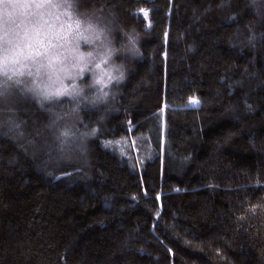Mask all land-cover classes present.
<instances>
[{
	"label": "trees",
	"instance_id": "obj_1",
	"mask_svg": "<svg viewBox=\"0 0 264 264\" xmlns=\"http://www.w3.org/2000/svg\"><path fill=\"white\" fill-rule=\"evenodd\" d=\"M85 3L135 25L143 59L79 151L0 105V264H264V3ZM139 136V171L104 147Z\"/></svg>",
	"mask_w": 264,
	"mask_h": 264
},
{
	"label": "clouds",
	"instance_id": "obj_2",
	"mask_svg": "<svg viewBox=\"0 0 264 264\" xmlns=\"http://www.w3.org/2000/svg\"><path fill=\"white\" fill-rule=\"evenodd\" d=\"M144 34L85 0H0V105H34L61 154L92 136L88 113L116 109Z\"/></svg>",
	"mask_w": 264,
	"mask_h": 264
},
{
	"label": "rangeland",
	"instance_id": "obj_3",
	"mask_svg": "<svg viewBox=\"0 0 264 264\" xmlns=\"http://www.w3.org/2000/svg\"><path fill=\"white\" fill-rule=\"evenodd\" d=\"M250 2L256 5H261L264 3V0H250ZM140 15L147 21V16L145 17L142 11L140 12ZM149 27L150 24L147 23V28ZM193 100L190 102L191 107H195L198 104L195 100L197 103L193 105ZM157 118L161 120L160 126L161 131L163 132L165 126V106L158 111ZM145 143L146 139L144 137H126L109 141L104 147L109 149L111 152H117V154L120 157H123V159H125L128 163H134L139 171L144 162L149 158L150 147Z\"/></svg>",
	"mask_w": 264,
	"mask_h": 264
},
{
	"label": "snow or ice",
	"instance_id": "obj_4",
	"mask_svg": "<svg viewBox=\"0 0 264 264\" xmlns=\"http://www.w3.org/2000/svg\"><path fill=\"white\" fill-rule=\"evenodd\" d=\"M143 12V14L145 15V17L147 16V11L146 10H141ZM197 102L195 100L192 101V104H196ZM94 134V132H93Z\"/></svg>",
	"mask_w": 264,
	"mask_h": 264
}]
</instances>
